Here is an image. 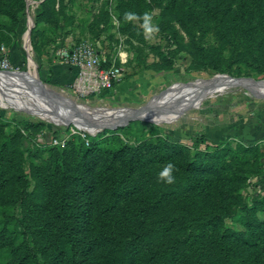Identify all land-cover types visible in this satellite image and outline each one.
<instances>
[{"label": "rangeland", "instance_id": "rangeland-1", "mask_svg": "<svg viewBox=\"0 0 264 264\" xmlns=\"http://www.w3.org/2000/svg\"><path fill=\"white\" fill-rule=\"evenodd\" d=\"M145 13L158 32L146 31ZM81 41L97 48L106 65L122 68L120 82L142 80L140 100L83 101L115 112L101 114L90 146L73 134L56 148L50 138L71 125L56 121L84 117L64 105L68 84H49L44 68L66 63ZM7 72H29L65 98L41 106L0 88L7 97H0V219L4 213L25 242L10 258L0 237V264H15L16 257L25 264H95L84 253L62 263L55 236L56 225L82 223L87 193L79 191L89 175L95 192L88 226L107 225L126 240L129 264H227L225 258L244 264L245 252L226 255L208 235L214 226L244 231L246 212L264 222V91L234 84L207 93L203 81H264V0H0V74ZM186 94L181 109L120 121ZM169 163L172 184L158 178ZM115 183L120 196L109 211ZM40 227L49 231L42 241Z\"/></svg>", "mask_w": 264, "mask_h": 264}, {"label": "trees", "instance_id": "trees-1", "mask_svg": "<svg viewBox=\"0 0 264 264\" xmlns=\"http://www.w3.org/2000/svg\"><path fill=\"white\" fill-rule=\"evenodd\" d=\"M103 65L108 66L104 62ZM145 71L151 72L152 70ZM51 73V69H49V78ZM45 80L48 81V79ZM27 111L32 113L31 110ZM22 120L26 119L24 118ZM22 120L14 118L12 119V121L15 123H20ZM56 122L60 123L58 120ZM53 133L54 132L51 134ZM71 138L67 141L63 148L69 144ZM88 138L90 140V136H88ZM80 140L82 143H85L83 139L80 138ZM91 141L93 143V137H91L89 145L87 146L92 144ZM54 147L61 148L59 146ZM93 178V176L91 177V175H89V177H86L88 181L81 179V184H84L85 186L80 188L81 190L79 191V194L82 195L83 192L87 193L86 197L81 200L80 206L82 207V211H78L79 218L83 219L82 223L75 225V229L67 227L66 224L62 226L56 225L55 227V236L57 237L59 243L60 255H62L60 260L62 263H64L67 261V256L69 257V260H72L74 255L77 253H84L85 258L89 260V263L129 264L130 255L124 247L126 240H122L112 232L108 231L107 225H105V227L94 224L92 227L88 226V219L93 213L94 209L93 199L95 190L93 191V187L95 179ZM117 191L119 192L117 184L115 183V186H113V190L109 193L105 204L106 208L109 207V211L114 207L118 197L120 196L119 193L116 194ZM5 217L6 215L3 213V219H0V237L4 236L5 239H3V242L9 244V249L5 254V257L10 256L11 258V253L14 251L16 254L18 251L20 252L24 247L25 242L23 240H18L16 232L19 231L14 228L10 229L8 225L5 224ZM243 218L244 221L242 224L245 227L244 231H232L227 228H218V226H214L211 227V232L209 233L208 237L214 238L217 244L223 247V252H227L225 253L226 255H229V253H233V250L240 248L243 252H245L244 257L240 259L244 262V264H264V222L260 221L256 217L255 212H246L245 217ZM40 232L41 239H39V241H42L45 239L43 234H49V231L44 227H40ZM205 232L206 230L203 229L204 234ZM108 251H112V253L107 255ZM38 254L41 253L38 252ZM225 260L227 264L235 263V260L231 261L229 258H225ZM8 264H14V262H12L10 259ZM15 264H25V262L23 259H18L16 257Z\"/></svg>", "mask_w": 264, "mask_h": 264}, {"label": "built area", "instance_id": "built-area-1", "mask_svg": "<svg viewBox=\"0 0 264 264\" xmlns=\"http://www.w3.org/2000/svg\"><path fill=\"white\" fill-rule=\"evenodd\" d=\"M67 62L75 69V76L70 84L65 87L68 97L65 100L79 108H95L91 105H84L83 101L90 103L102 99V95L112 90L114 84L119 81L122 74L121 67L114 64L105 66L97 52V49L88 41L74 43L68 52ZM2 67L7 68L8 63L3 60ZM57 93V92H56ZM59 94V93H58ZM75 126V125H74ZM70 125L66 132H60L50 138V144L63 147L70 136L78 134L88 143V136L97 132L99 127L85 125L75 128Z\"/></svg>", "mask_w": 264, "mask_h": 264}, {"label": "bare ground", "instance_id": "bare-ground-1", "mask_svg": "<svg viewBox=\"0 0 264 264\" xmlns=\"http://www.w3.org/2000/svg\"><path fill=\"white\" fill-rule=\"evenodd\" d=\"M214 80V81H211ZM211 80H207V81H203V85H205L206 87H208L209 92L207 93H215L217 91H221L224 87L229 86V85H242L245 87H250V88H256L259 90H263L264 91V81L259 82V81H254L251 79H233L230 77H225V76H221V77H215ZM9 82V84H6V82ZM197 85H199V83H195ZM7 87L6 89H8L7 91H9L10 93L14 94L13 97H21L23 100H35L36 102H38L41 106L42 103L44 101L47 100H51V98H53L54 100L57 99V101H59L60 99H63L64 97L54 91H52V89H49L47 86L43 85L41 82H39V80L33 76L31 73L26 72V73H21V72H7V73H2L0 74V88H2L3 86ZM12 87V88H11ZM3 90H6L4 88H2ZM54 92V93H53ZM207 93H202V94H197L195 95V97L192 99V101H186L187 103L192 104L194 102H196L197 100L201 99L203 95L207 94ZM15 96V97H14ZM189 96V94L180 96L179 98H174L172 100H169L167 102H163L160 103L158 102L157 104L154 103L151 106H145L142 108H139L138 110L135 109L134 111L130 112L128 116L124 117L123 119H121V122H126L128 121L130 118H134V117H138V118H146L147 116H152L154 114H160L163 111H171V110H177V109H181L183 107L188 106L187 104H180L178 101L181 97L182 98H187ZM0 97H2L3 99H6L7 97H5L3 94H0ZM61 102V100H60ZM175 103L176 105H174L173 107L171 106V103ZM36 109V108H34ZM81 108L77 107L78 112L81 111L84 119L93 122V126H100L99 125V121L101 120V114L102 113H108V114H112L115 112V110H109V111H104L101 110L100 107H95V108H85V110H80ZM38 111H41L39 109H36ZM53 112V111H52ZM78 115V114H77ZM150 116V117H151ZM100 117V119H98ZM79 118V117H78ZM98 119V120H97ZM108 120V119H107ZM104 123H107L106 120ZM120 121H118L117 123H119ZM116 123V122H115ZM111 124V123H109ZM85 127L87 128V125H85Z\"/></svg>", "mask_w": 264, "mask_h": 264}, {"label": "crops", "instance_id": "crops-1", "mask_svg": "<svg viewBox=\"0 0 264 264\" xmlns=\"http://www.w3.org/2000/svg\"><path fill=\"white\" fill-rule=\"evenodd\" d=\"M97 52L98 54H100L98 49ZM44 70L45 73L43 78L47 79V74L49 75V70L46 67L44 68ZM51 72V76L50 78H48V83L53 85L54 87L70 84L75 76V69L68 62L64 64L54 63L52 65ZM132 77H135V75ZM141 86L142 80L137 78H129V80H126L125 83L117 81L114 84L112 90L103 94V97L101 98L106 99L110 97V99L113 100L121 98V100L126 101L127 103H137L140 100L139 96L142 89Z\"/></svg>", "mask_w": 264, "mask_h": 264}, {"label": "clouds", "instance_id": "clouds-1", "mask_svg": "<svg viewBox=\"0 0 264 264\" xmlns=\"http://www.w3.org/2000/svg\"><path fill=\"white\" fill-rule=\"evenodd\" d=\"M134 14H126L127 19H132ZM151 16L147 13L144 14V26L148 33H152L153 31L158 32V27H154L150 25ZM175 170V166L172 163L167 164L162 171L159 173V179L168 183L172 184L175 182V177L173 175V172Z\"/></svg>", "mask_w": 264, "mask_h": 264}, {"label": "water", "instance_id": "water-1", "mask_svg": "<svg viewBox=\"0 0 264 264\" xmlns=\"http://www.w3.org/2000/svg\"><path fill=\"white\" fill-rule=\"evenodd\" d=\"M225 77H230V76H225ZM230 78H233V77H230ZM211 79H213V78H208V79H206V80H211ZM233 79H238V78H233ZM53 91V90H52ZM54 93V92H53ZM64 105L65 106H70L71 108H73L74 110L75 109H77V107L74 105V104H70V103H68V102H64ZM54 113H55V111H53ZM133 119H141V120H146V119H144V118H138V117H134V118H130L129 120H133ZM128 120V121H129ZM148 121H154V120H148ZM156 122V121H155ZM59 124H62V125H69V124H71V125H76L77 127H80V126H83V125H87V126H89V125H93V122H91V121H88V120H86V119H84V118H73V117H71V119L70 118H67V120L66 121H63V122H60ZM98 127H100V126H98Z\"/></svg>", "mask_w": 264, "mask_h": 264}]
</instances>
